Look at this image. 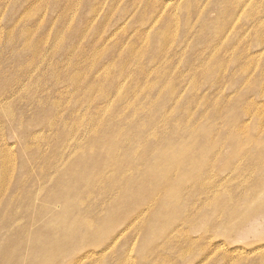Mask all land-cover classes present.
<instances>
[{
  "label": "rangeland",
  "instance_id": "374dc122",
  "mask_svg": "<svg viewBox=\"0 0 264 264\" xmlns=\"http://www.w3.org/2000/svg\"><path fill=\"white\" fill-rule=\"evenodd\" d=\"M263 2L264 0H0V93L21 91L15 94L10 102L12 104L10 113L20 122L23 119L25 126L24 131L17 134L18 136L5 134V131L0 134V167L5 163L6 158L9 160L10 154H18L25 139L28 142L37 132L41 133L42 139L34 143L43 147L45 154L43 160H47V152H49V159L58 145L65 147L67 144L64 142L69 138L63 132L62 120L65 122L67 120L66 123L70 127L77 126L79 121L83 129L86 128L87 131L89 122L99 124L107 120L109 126L106 125L102 129L96 126L99 128L97 132L101 140L109 143L108 149L116 147L122 158L133 155L135 150H139L138 159L129 158V162L135 163L134 165L140 170L150 169L147 171L150 174L140 173V175L146 176L144 181L155 192V197H157L156 194L158 195V198L151 197V199L154 198L153 204L158 200V203L156 202L158 211L147 215L146 222L142 221L141 224L138 219L134 220V215L123 219L125 223L123 221L112 223L108 220L109 214L117 210V207H111L113 198L105 205L95 200L88 203L87 207L95 208V210L98 208L101 216L106 215V220L96 222L98 230L95 234L99 239L88 245L90 248L88 250L95 252L85 260L78 258L88 253L86 250L79 251L75 248L62 254V251L67 247L69 249L73 243L60 236L52 239L49 244L34 243L43 249L50 246L56 251H61V254L52 257V262L48 264H71L70 262L79 264H264V188H262L264 183V15L261 14H264ZM161 3L163 4L160 5ZM92 12L95 13L94 16ZM257 14L262 15L261 19ZM28 19L35 27L42 26L41 30L34 33L42 34L41 31L44 30V34L49 35V39H53L56 35L60 36L61 44L58 46L60 49L53 48V51L57 53L53 60L62 61L65 54H69V57L62 61L65 66L61 67L62 63H59L58 66H53V72L56 69L60 74L68 71L70 64H74L76 60L80 66H87L88 69L97 67V72L93 73L94 81L99 83L94 91L95 95L100 96L103 90H106L113 93V96L109 99L100 98V100L96 97L94 102L97 101L92 106L87 92H81L84 90L80 89V91L79 88L73 89V86L66 81L61 83L42 79L40 77L42 69L32 71L33 74L19 72L18 65L13 64L11 59L13 57H11L7 41L11 42L15 37L11 31L16 22ZM24 25L28 27L29 22H25ZM158 33L164 34L166 39L159 38ZM54 47H56L55 44ZM127 51L133 54V61L126 56ZM119 57L123 58L118 61ZM28 64L30 62L25 65ZM124 65L126 68L123 67V69L131 72V75L112 82L111 78L116 75L118 68ZM24 85H26L25 88ZM146 91L149 92L146 95L148 94L150 98L144 95L138 99L141 93ZM127 92L131 95L129 100L123 99L124 105L134 98L141 102L138 103L141 109H138L136 113L133 109L126 110L128 106L118 105V99ZM27 96H29L28 99ZM31 96L34 97V101L45 99V105L42 101L35 106V109L29 106L27 100ZM47 103L50 104L48 108ZM110 105V109L105 112L103 109ZM114 105L120 108H117L116 115L115 110L111 111ZM2 108L0 107V116L6 109L1 110ZM95 108L102 109L100 117H94ZM74 110L77 111L74 113ZM148 115L149 119L146 118ZM49 116L51 122L55 124L51 130L53 134L48 131L50 139H43L46 133L43 126L44 120ZM91 116L93 117L90 118ZM133 116L138 120H133ZM176 125H179L178 129ZM175 128L177 131L174 130ZM1 129L2 125H0ZM191 130L195 132L197 140L192 144L198 142L196 151L192 152L197 153L198 158L209 160L200 165L199 169L209 174L205 186L211 187L217 193L218 210H211L212 204L206 206L210 201L203 205V202L210 198L208 199L204 194L195 195L197 190L194 189L187 192L186 200L181 204L182 212L177 214L178 216L168 218L170 214L162 212V208H159L170 191L166 184L168 179L162 181L159 175L153 174V166L167 168L177 165V159H174V156L180 151L182 141H189L186 139L192 133ZM3 133L5 138H2ZM182 138L185 140L181 141ZM236 139L238 142H235ZM177 141L179 142L176 143ZM204 143L207 144L206 147ZM228 143L230 145H227ZM241 144L244 145L239 146ZM129 162H126L128 164L123 170L119 169V176L126 175L125 168L127 165L128 168L132 166ZM55 164L59 162L55 161ZM234 167L237 169L235 170ZM239 167L243 168L238 170ZM36 169L37 166L32 164L25 175L28 181L25 184H22V179L16 178L17 174H15V182L10 189H6L3 184L4 177L10 179L14 175L5 174L4 165L2 166L0 169V219L3 218L4 208L19 206L17 203L21 200V192L32 185L31 179H34ZM176 169L180 174V169ZM83 171L89 173L90 170ZM200 182L203 181L200 180ZM44 185L46 184L42 186ZM156 185H160L162 191H155ZM164 187L167 188L163 190ZM18 189L20 194H16ZM103 190L102 185L96 192L102 195L100 191ZM181 191L180 188L178 193ZM3 192H6L4 196ZM14 195L16 199L10 201ZM178 196V198L185 197L182 194ZM230 196L238 198V203L232 202L227 205ZM60 198L68 200L66 195ZM121 205L126 206L125 203ZM175 205L173 204L171 208ZM54 209L53 204L50 205L48 211L41 217L46 226L54 222L51 212ZM233 210L237 216L248 214L249 222L245 224L236 219L232 224L224 225L225 218L230 216ZM207 211L211 212L208 219L204 218ZM144 212L146 213L147 209ZM249 227H253V231L250 232ZM47 228L48 230L46 227L42 228L46 237L50 236L49 231H53L52 228ZM164 230L167 232L165 233ZM12 238V233L1 226L0 256L11 244L15 247L14 249H22L23 258L29 259L26 264H42L43 255L31 257L27 252L29 245L33 244V239L19 244L14 243V245L10 243ZM184 240H186L185 243ZM106 244H110L109 248ZM0 264H3L1 257Z\"/></svg>",
  "mask_w": 264,
  "mask_h": 264
},
{
  "label": "bare ground",
  "instance_id": "6f19581e",
  "mask_svg": "<svg viewBox=\"0 0 264 264\" xmlns=\"http://www.w3.org/2000/svg\"><path fill=\"white\" fill-rule=\"evenodd\" d=\"M177 1H179V0H177ZM192 1H194V0H192ZM196 1H198V0H196ZM53 4H55V3H53ZM162 4L163 3H161L160 5H162ZM160 5H159V7H160ZM168 6H170V5H168ZM171 6H173V5H171ZM14 7H16V6H14ZM156 8L159 9L158 7H156ZM244 11H245V9H244ZM20 13H22V12H20ZM154 13H155V11H154ZM261 14L264 15L263 13H261ZM94 15H95V13H93V16ZM262 15L259 16V14H257V16L260 17V19H261ZM19 20H20V18H19ZM144 20H143V23H144ZM25 22H29L28 27L24 25ZM250 23H252V22H250ZM228 24H230V23H228ZM37 26H39V25H37ZM41 28H42V26L37 28V27H35V25H32V22L29 19L18 22V23L16 22V24L14 25V29L11 32L15 34V37L11 42L10 41H7V42H8V45L10 46L9 50H10V53L12 55L11 57H13L11 59L13 60V64L18 65V67H19L18 71L19 72H22L24 74H30V73L33 74L32 71L42 69V72H40V77L42 79H44V80L45 79H51V80H55V81H60L61 83L63 81H66L68 84L73 86V89L79 88V90L80 89L84 90V91L80 90L81 92H87V95L89 96V101L92 102L91 103L92 106L95 105V103L97 101L96 100L94 102V99L96 97L98 100H100V98L109 99L113 96V93H109L106 90H103V92L101 93L100 96L95 95L94 91L98 88L99 83L94 81L93 73L97 72V69H96L97 67H92V68L88 69L87 66H80L78 64V61L76 60V62L74 64H70V68L68 71L66 70V71H64V73L61 72V74H60L58 69H56V71L53 72V66L54 67L58 66L59 63H62V61H65V59L69 57V54H67V55L65 54L64 59L62 61L58 60L56 62L55 60H53V58H55V56L57 54V53H55V51H53V48L60 49V47L58 48V46L61 44V42H59L60 36L56 35L53 39H49L48 38L49 35L44 34V30L41 31L42 34L34 33V32H37L38 30H41ZM223 28H224V26H223ZM252 29H253V27H252ZM96 32H98V31H96ZM81 33H82V31H81ZM218 35H219V33H218ZM15 38H16V40H15ZM159 38H162L164 40L166 39L164 34H159ZM216 40H218V39H216ZM172 41H173V39H172ZM54 44L56 45V47H54ZM160 44H161V42H160ZM46 45H48V47H46ZM17 47H18V49H16ZM209 49H210V47H209ZM49 50L51 52H48ZM160 50H161V47H160ZM130 52L127 51L126 56L130 57L131 60L133 61L134 60L132 57L133 54ZM144 54H147V53H144ZM87 55H88V53H87ZM219 56H221V55H219ZM247 56H248V54H247ZM114 57H116V55ZM84 58L86 59L87 57H85V55H84ZM122 58L123 57H119L118 61H120ZM193 61L195 62V60H193ZM28 62H30V64L25 65ZM186 62H187V60H186ZM54 63H57V64L54 65ZM214 64H216V63H214ZM60 66L61 67L65 66V64L62 63ZM121 67H120L121 69L118 68V71H116L117 72L116 75L111 78L112 82L119 81L120 79L124 78L125 76L131 75L130 74L131 72L127 71L126 69H123V67L126 68L125 65L121 66ZM216 67H217V65H216ZM170 68H169V70H170ZM219 69L220 68H218V70ZM54 70H55V68H54ZM211 73H212V70H211ZM211 73H208V74L210 75ZM167 75H165V76H167ZM216 75H218V74H216ZM237 75H238V72H237ZM195 76H196V74H195ZM137 79H135V80H137ZM164 79H165V77H164ZM192 79H190V80H192ZM221 79H223V78L221 77ZM161 81H159V82H161ZM154 83H155V81H154ZM25 87H26V85H24V88ZM24 88L22 90H24ZM160 90H161V88H160ZM167 90H170V89L167 88ZM19 92H21V91H14L13 93H9V94L8 93H5V94L0 93V107H3L1 110L6 108V109H4V114H2L0 116V125H2V129L0 130V132H1L0 134H2V132L5 131L4 132L5 134L8 133V134H13V135L18 136L17 134H20V132L22 133V131H24L25 126L23 123L24 122L23 119L20 122L19 120L16 119L15 116H13V114L10 113V110L12 108V104L10 102L14 99L13 98L14 95L18 94ZM147 92L148 91L142 92L141 95L138 97V99H140V98H142V96L146 95ZM150 94H151V92H150ZM130 95L131 94H129L127 92L121 99H118L117 102L119 103L118 105H120L121 107L128 106L127 109L125 108L126 110L133 109L136 113V111H139L141 109V108L139 109V106H138V103H139L138 99L134 98L131 101H127L126 105H124V103H123V99L129 100ZM155 95H156V93H155ZM29 96H27V99ZM146 96H148V94ZM171 100H172V98H171ZM173 100H175V99H173ZM27 101H29V106H33L34 109L36 108L35 106L37 104L39 105V103H41L42 101L45 105V99H43V98L34 101V97L31 96V98ZM48 101H49V97H48ZM151 101H153V100H151ZM189 101H191V100H189ZM43 103L41 104V106L43 105ZM142 104H143V102H142ZM148 104H150V103H148ZM197 104H195V105H197ZM46 105H47L46 107L48 108L50 104L48 105V103H47ZM178 105H180V104H178ZM41 106H39V107H41ZM51 106H53V105H51ZM83 106H84V104H83ZM46 107L44 106V108H46ZM110 107H111V105L108 106L107 108L103 109V110H105V112H106L110 109ZM118 107L119 106L114 105L113 109H111V111L115 110L114 111L115 115H116V113H118L117 112ZM118 109H120V108H118ZM145 109H146V107H145ZM95 110H96V108L93 111H95ZM43 111H45V110H43ZM75 111H77V110H74V113H75ZM101 111H102L101 108L97 109L96 112L94 113L96 116L94 115V117H100ZM143 111H145V110L143 109ZM150 111H152V110L150 109ZM121 114H125V113H121ZM121 114H120V116H121ZM92 117L93 116H91L90 118H92ZM223 117H225V116H223ZM120 118H122V117H120ZM135 118L133 116V120ZM146 118L149 119V115ZM253 118H255V117H253ZM214 119H216V118H214ZM214 119H213V121H214ZM133 120L131 119V121H133ZM136 120H138V119H135V121ZM111 121H112V119H111ZM178 121H180V120H178ZM66 122H67V120H66ZM66 122H65V120H62V123H63L62 128L64 127L63 132L69 138L68 141L64 142L67 145L65 147L63 145H61V146L58 145L57 149L55 150L53 155L49 157V159H48L49 152H47L46 156H47L48 162H47V160H43L45 158L43 147H41L40 145H36V143H34V142H39V140L42 139V138H40L41 133L37 132V133H34L35 135L30 137V139H29L30 142L29 141L26 142V139L24 140V142L21 144V148L19 149L18 154H16V155L14 153L10 154V157H9L10 162L6 158L4 160L5 163L2 164V166L4 165L5 174L11 173L12 175H14L10 179L7 177H4L3 184H4V187L6 189L11 188V186L15 182L16 178L22 179V184H25L26 182H28L25 179L26 173L30 170V167L32 164L37 166L36 175H35L34 179L33 178L31 179L32 185L28 186L26 191L21 192V200L17 203V205H19V206L15 207V208H12L11 206H7L6 208L3 209V211H2V214H3L2 217L3 218L0 219V227L2 226L4 229H6L12 233L13 238L10 242L12 244H14V243L19 244L21 242L23 243L24 241H29L30 239H33V244L31 246L29 245L27 252H29V255L31 257L32 256L39 257L40 255H43L42 259H44V260L41 259L42 264L51 263L52 262L51 258L61 254V251H56V249H53L50 246H47V247H45V249H43L41 247H38L37 244H34V243L49 244L52 241V239L58 238L59 236L63 237V238H67L68 242H70L71 244L73 243L71 246H69V249H68V247L66 249H64L62 251V254H65L66 252H69L75 248L78 249L79 251L86 250L88 253H86L82 257L78 258L81 260H85L88 258V256L90 254L95 252V251L93 252V250H88V249H90L88 245L92 241L96 242L99 239L98 236L95 234L96 230H98L97 229L98 224L96 222L101 221L103 219L106 220V218H105L106 215L101 216V212L98 211V208L95 210L94 207H93L94 209H92L91 207H87L88 203L92 202L93 200L100 202L102 205H105L108 202L110 203L109 200L111 198H113V201H111L113 203V205L111 207L112 208L117 207V210L111 212V214H109V216L107 218L108 220H111L112 223H115V222L121 223L123 221V219H125L126 217H128L130 215H134V217H135L134 220L138 219L139 224H141L142 221H144V223H145L147 215H150V214L154 213L155 211H158V205L156 204V202L158 203V200L155 201L154 204L152 203V200L154 198H158V195L156 194L157 197H155V192L152 191V189L149 188L150 185L144 181V178L146 176L140 175V173L141 174H150L147 172L150 169L148 168L147 171H144L145 169L140 170L138 167H136V165H134L135 163L129 162L130 159H132V160L138 159V155H139L138 151L139 150H135L136 152L135 153L133 152V155H129L126 158H122L119 155V153H118L119 151L116 147L108 149L109 146H107V145H109V143L105 140H101V138H100L101 136L97 132V130L99 128L96 127V126H100L101 129H102V127H106V125H108L107 120L102 121L99 124H96L95 122L92 124L91 122H89L88 131L86 130V128L83 129V127L81 126V122H79V121L77 122V126L73 125V127H70ZM143 123H144V121H143ZM243 124H245V122ZM54 125L55 124H53L50 120V116L44 120L43 126H45V132L46 133H45L43 139H50L51 136H49L50 135L49 132H51V130H53ZM155 125H157V124H155ZM59 126H61V125L59 124ZM177 126H179V125H176V128L178 129ZM76 127L78 128L77 130H76ZM90 128L93 130H91ZM176 128L174 129L175 131H177ZM155 129H157V128H155ZM57 131H58V129L56 130V132ZM101 131H104V130H101ZM191 131H192V133L191 134L189 133L190 135L187 136L188 139H186L189 141H187V142L182 141V140H185V139H183L184 137L182 139H180L182 141L181 146L179 147L180 151L178 152L177 155L174 156L175 158L173 157L174 159H177V161H176L177 165L169 166L167 168H164V167L160 168L159 166H155V167L153 166V170H152L153 174L159 175V178L162 181L164 179H168V182L166 184H168L167 186L170 188V191L168 193V196L166 197L167 199L165 198L164 203H162L161 207H159L160 209L162 208V212L164 211V212H167V214H170V217H168V218H172L173 216H176L177 214L179 215L182 212L183 206H181V204H182V202H184V200H186L187 192L189 193L190 190H194V189L197 190L195 192V195L196 194H200V195L204 194L205 197H208V199L210 198V200H206V202H203V205L205 203H207L208 201H210L207 203L206 206H209L212 204L211 210L212 209L218 210L217 207L219 204L217 202L218 201V199H217L218 196H216L217 193H215V191H213L211 187L205 186V183H206L205 181H206V179H209V174L207 171H203V170L199 169L200 165L207 163L209 160H203L201 158H198L197 153L192 152V151H196V149L198 147V142H196L195 144H192L193 142H195L197 140H196V137L194 134L195 132H193V130H191ZM247 132H248V130H247ZM4 133L2 135L3 136L2 138H5ZM230 133H233V132H230ZM243 133H245V131ZM183 134H184V132H183ZM238 134H240V133H238ZM166 135H168V133ZM105 136H104V138H105ZM214 136H215V134H214ZM172 137H173V135H172ZM125 138H127V137H125ZM161 138H163V137H161ZM174 138H176V137H174ZM226 138H227V136H226ZM153 139L155 140V137ZM156 139H158V138H156ZM169 140H171V139L169 138ZM192 140H194V141H192ZM254 141L256 142L257 140H254ZM144 142L145 141L143 140V144H144ZM178 142L179 141H177L176 143H178ZM235 142H238L237 139ZM40 144H43V143L40 142ZM137 144H139V143H137ZM128 145H130V144H128ZM227 145H230V144L228 143ZM231 145H233V144H231ZM242 145H244V144H241L239 146H242ZM46 146H47V144H46ZM204 146L206 147L207 144L204 143ZM227 149H229V147H227ZM184 156H185V158H182ZM169 158H172V157H169ZM235 160H237V159H235ZM55 161L59 162V164H55ZM126 162L131 163L132 166L130 165V168H128L129 166L127 165V168H125V170L127 169L126 175L124 174L122 176H119L120 174H118V171H119V169L123 170L125 165L128 164ZM42 164H47V165H42ZM60 164H62V165H60ZM95 164H97V165L95 166ZM239 164H240V162H239ZM21 165H22V168H20ZM57 165H59V166L57 167ZM2 166L0 167V169H2ZM176 168L180 169V174H179V170ZM242 168L243 167H239L238 170H240ZM84 169H89L90 170L89 173H84V171H83ZM234 169L236 170L237 167H234ZM15 174H17L16 178H15ZM248 179L249 178H247V180ZM200 180H202L203 182H200ZM43 184H46V185L42 186ZM102 185L104 186V190L100 191V192H102V193H100L102 195H98L97 193H99V192H96V191ZM166 188L167 187H164L163 190H165ZM180 188L182 189V191L180 193H178L180 191ZM262 188H264V183L262 185ZM154 190L155 191H158V190L162 191V187H160V185H156ZM263 192H264V190H263ZM4 193H6V192H3V196L5 195ZM16 194H20V189H18ZM59 194H60V196H57ZM181 194H182V196H185V197L178 198L179 197L178 195H181ZM64 195H66L68 197V200H66L65 198H60L61 196H64ZM152 196L154 197L153 199H151ZM219 196H220V194H219ZM15 199H16V196L14 195L10 201H14ZM227 201H229L227 205H230L232 202L238 203L239 199L236 197L230 196ZM123 203H125L126 206L123 207L121 205ZM52 204H53V207L55 208L53 211H51L53 213L54 222L52 221L48 226H46V224L43 223V221L41 220V217H43V214L48 211V207ZM173 204H176V205L173 208H171V206ZM97 207H98V205H97ZM145 209H147L146 213L144 212ZM209 213H211V212L207 211L206 214L204 215L205 216L204 218L208 219ZM235 214H236V212L233 210V213L230 216H228L227 218H225L226 220L223 224L228 226L229 224H232L236 219H238L240 222L245 223V224H247L249 222L248 218H250V216L248 217V214H244L242 216H237ZM215 220L217 221V219H215ZM229 220H231V221H229ZM123 222L125 223V221H123ZM115 225H117V224H115ZM43 227H46L47 230H48L47 227H50V229L51 228L53 229V231H49L50 236L46 237L44 235L45 232L42 230ZM139 227H140V225H139ZM161 227H163V226H161ZM249 231L250 232L253 231V227H249ZM164 232L166 233L167 230H164ZM180 234H182V233H180ZM169 238H171V237H169ZM183 242L185 243L186 240H184ZM109 245L106 244V247L109 248ZM14 248L15 247H12L11 244L6 247L4 254H2L0 256L2 258V263L3 264H26L29 261V259L26 260L23 258L22 249H17V248L14 249ZM38 251H41V252H38ZM239 254H240V252H239ZM7 257H10V258H7ZM70 263L71 264H79L78 262H70Z\"/></svg>",
  "mask_w": 264,
  "mask_h": 264
}]
</instances>
